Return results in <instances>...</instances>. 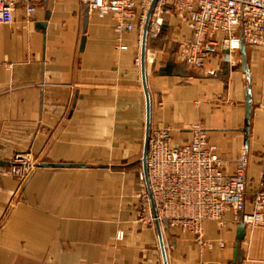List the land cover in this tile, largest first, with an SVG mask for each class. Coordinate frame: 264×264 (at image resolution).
<instances>
[{
    "label": "crops",
    "instance_id": "1",
    "mask_svg": "<svg viewBox=\"0 0 264 264\" xmlns=\"http://www.w3.org/2000/svg\"><path fill=\"white\" fill-rule=\"evenodd\" d=\"M48 13L44 33L37 25ZM84 15L80 0H42L36 14L20 6L11 24L0 25V161L25 152L38 160L25 182L0 167V264H165L156 223L141 220L142 37L119 35L111 17L93 12L84 33ZM165 26L147 44L151 133L170 128L175 144H184L193 138L189 127L201 126L226 174L248 154L247 184L255 193L264 178V51L247 47L246 69L241 52H224L191 70L175 47L166 51L170 39L190 36L188 28L175 17ZM171 58L186 76L180 68L161 73ZM227 219L225 228L205 225L213 244L206 250L194 234L161 223L168 264H233L240 224L232 212ZM241 252L242 264H264V226H246Z\"/></svg>",
    "mask_w": 264,
    "mask_h": 264
},
{
    "label": "built area",
    "instance_id": "2",
    "mask_svg": "<svg viewBox=\"0 0 264 264\" xmlns=\"http://www.w3.org/2000/svg\"><path fill=\"white\" fill-rule=\"evenodd\" d=\"M42 0H0V25L11 24L14 12L24 7L36 14ZM83 7L100 17H111L119 35L137 31L142 37L153 0H80ZM177 18L190 36L179 42L176 59L191 70L201 71L215 56L240 52L241 45L264 51V0H157L150 21L149 37L158 40L165 16ZM127 49L126 46L121 47ZM154 54L149 60L154 61ZM191 141L175 144L170 128L153 130L147 167L157 218L145 187L142 172L141 220L154 225L157 220L195 235L202 250L213 248L205 239V225L215 222L221 228L232 212L236 223L264 226V178L248 200L249 157L240 155L234 174H226L217 146L199 125H192ZM4 172L27 181L38 166L31 152L16 154ZM248 204L251 210L248 211ZM123 234L118 235L123 240ZM224 247V244H221Z\"/></svg>",
    "mask_w": 264,
    "mask_h": 264
},
{
    "label": "water",
    "instance_id": "3",
    "mask_svg": "<svg viewBox=\"0 0 264 264\" xmlns=\"http://www.w3.org/2000/svg\"><path fill=\"white\" fill-rule=\"evenodd\" d=\"M157 0H153L152 5L150 7V10L147 15L143 35H142V48H141V70H142V81H143V87L145 91V96H146V138H145V144H144V152H143V158H142V164H143V174L145 176L146 180V185L149 191V194L152 199V203L154 206V201H153V196L151 192V187H150V182L148 178V167H147V157H148V149H149V141H150V136H151V125H152V103H151V97L149 94V89H148V82H147V44L149 40V29H150V21L151 17L153 14V10L156 6ZM50 19V15L48 13L46 17V22L40 23L37 25L38 29H41L44 33L46 32L48 21ZM89 24V9L85 8V15H84V22H83V30L84 33L87 31V27ZM164 29H166V26H164ZM85 44H86V36L84 34L82 40H81V51L85 49ZM240 52L243 57V65L244 69H246V60H247V47L242 44ZM228 54L229 52H225ZM228 66V65H226ZM180 68V69H179ZM178 70L177 72L178 75L181 76H186V68L185 66H178L173 62V58L168 62L167 66L164 67L161 70V73L163 75H173L174 70ZM246 106H247V118L249 119L251 116V111H252V94H251V87L249 85V88L246 92ZM11 162H4L0 161V167H9L11 166ZM77 167L78 165H71V164H40V167H45V168H56V167ZM155 212V217L157 218V212L154 208ZM156 226L159 234V239H160V245H161V250L164 258V263L168 264L167 261V253L165 249V244H164V239H163V232H162V225L161 223L157 220L156 221ZM166 228H168V225H165ZM245 230H246V225L241 222L240 225L238 226L237 229V236H236V242L234 246V260L233 264H242L243 262V257H242V252H241V243L245 239Z\"/></svg>",
    "mask_w": 264,
    "mask_h": 264
},
{
    "label": "rangeland",
    "instance_id": "4",
    "mask_svg": "<svg viewBox=\"0 0 264 264\" xmlns=\"http://www.w3.org/2000/svg\"><path fill=\"white\" fill-rule=\"evenodd\" d=\"M173 17L172 16H169V15H166L165 16V24H169L170 20L172 19ZM177 22L179 23V25L181 26L182 23L176 18ZM164 32V31H163ZM163 35V33H162ZM161 35V36H162ZM161 38V37H160ZM175 47L176 51L178 50L179 48V42H174V39H170V44L166 47V51H169V50H172L173 48ZM143 155L140 154V158H142ZM38 161V160H37ZM142 174V173H141ZM141 174H140V177H141ZM18 179V178H17ZM141 179V178H140ZM19 180V179H18ZM25 182V181H23ZM254 197V192L250 190V188L248 189V194H247V198L249 201H251Z\"/></svg>",
    "mask_w": 264,
    "mask_h": 264
},
{
    "label": "bare ground",
    "instance_id": "5",
    "mask_svg": "<svg viewBox=\"0 0 264 264\" xmlns=\"http://www.w3.org/2000/svg\"><path fill=\"white\" fill-rule=\"evenodd\" d=\"M149 39H150V37H149ZM149 178V177H148ZM145 182H146V180H145ZM150 182V181H149ZM150 187H151V185H150ZM148 192V194H149V191H147ZM151 192H152V190H151ZM149 196H150V194H149ZM152 196H153V194H152ZM150 199H151V196H150ZM153 201H154V199H153ZM151 202H152V199H151ZM153 204V203H152ZM153 213H154V215H155V212H154V206H153ZM159 221V220H158ZM160 222V221H159ZM156 223V222H155ZM161 223V222H160Z\"/></svg>",
    "mask_w": 264,
    "mask_h": 264
}]
</instances>
